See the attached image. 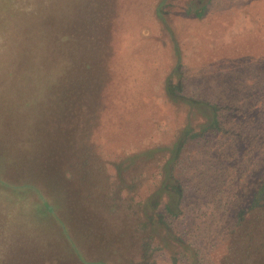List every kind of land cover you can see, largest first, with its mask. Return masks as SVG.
Here are the masks:
<instances>
[{
    "label": "trees",
    "instance_id": "16d2710c",
    "mask_svg": "<svg viewBox=\"0 0 264 264\" xmlns=\"http://www.w3.org/2000/svg\"><path fill=\"white\" fill-rule=\"evenodd\" d=\"M117 2L0 0V179L36 186L65 223L81 256L93 261L89 264H134L115 251L121 247L112 239L103 240L102 249L97 246L94 260L87 257L94 241L90 220L107 201L122 206L113 201L118 199L114 194L122 191L120 182L109 183L101 193L93 174L104 170L103 165H96L101 146L91 139L102 115L96 113L102 111L96 110V98L101 104L98 108L105 104L99 68L112 48L108 45V53L103 54L102 34L112 24L110 10ZM203 3L205 0H199L197 6ZM244 8L255 29L244 32L246 66L239 73L253 74L244 77V97L231 103L219 98L193 100L177 98L168 90L171 101L185 103L203 121L198 133H188L191 128L185 123L172 145L154 146L150 151L152 155L164 152L162 170L170 181L177 179L173 172L180 174L192 165L200 176L196 177L200 188L192 187L193 192L211 203L210 219L222 216L221 227L224 216V223L232 219L233 235L219 237L224 243L216 264H264V85L259 87L264 71V0H246ZM174 52L172 74L180 67L176 44ZM110 82H104L105 91ZM246 83L250 85L247 89ZM237 89L225 98L240 94ZM236 118L238 121L233 120ZM210 135L234 149L240 143V155L229 157L211 142ZM201 151L208 158L194 163L193 154ZM232 158L242 165L226 164ZM163 190L161 185L154 191ZM178 190L168 191L166 204L172 212L179 205ZM151 201L148 199L147 207L144 204L140 215L132 216L133 233L140 244H158L177 258L170 242L182 250L187 245L162 224ZM88 209L89 223L85 221ZM7 233L10 235L4 236ZM114 252L118 255L109 257ZM187 253L192 264L199 263L197 250ZM148 262L152 260L141 259L136 264ZM0 264L84 263L35 190L0 184Z\"/></svg>",
    "mask_w": 264,
    "mask_h": 264
},
{
    "label": "rangeland",
    "instance_id": "374dc122",
    "mask_svg": "<svg viewBox=\"0 0 264 264\" xmlns=\"http://www.w3.org/2000/svg\"><path fill=\"white\" fill-rule=\"evenodd\" d=\"M160 1L118 0L110 10L112 24L108 32L105 33L106 28L102 34L103 54L106 56L108 53V45L112 48L111 55L103 58L102 54L99 78L102 82L103 79L104 82L111 79V82L107 91L103 82L100 93L105 104L102 108H98L101 105L99 99L95 100L96 110L102 109L96 113L102 115L91 139L101 146L102 154L97 152L99 161L96 165H103L104 170L93 174L97 176L101 189L109 183H121L122 191L114 194L118 199L113 201L122 206L118 207L111 201L105 202L103 208L90 220L91 225L90 210H87L88 220L85 221L89 223V230L94 235L87 257L94 260L98 256L97 246L102 249L103 240L112 239L121 247L115 251H121L120 255L134 264L141 259L152 260L145 264H192L188 258L190 252L187 253L192 248L197 250L199 260L195 264H216L224 243L220 241L223 238L219 237L228 238L233 235L230 233L233 228L232 219L228 218L224 223V216L222 227V216L210 219L211 203L202 199L201 195L196 197L193 192L192 187L200 188L196 184L199 181L196 177L200 176L191 168L192 165L181 169L180 174L173 172L177 179L170 181L165 178L166 172L162 170L165 164L164 152L152 155L150 151L154 146L167 148L172 145L185 123L191 128L188 133H198L203 121V116L190 112L185 103L171 101L166 94L168 90L177 98L185 96L193 100L200 98L216 101L219 98L231 103L244 97V77L253 75L239 73L246 66L244 32L255 29L252 19L248 18L247 9L244 8L246 0H205L200 6H197L199 0H164L159 4ZM9 13H13V10L9 9ZM174 44L180 51L181 59L178 72L172 74L176 62ZM23 78L27 80V75ZM261 78L259 87L263 89V70ZM249 86L246 83V89ZM236 88L240 94L226 99L232 96V91ZM222 110L225 112L226 108L223 107ZM234 115L235 113L231 116ZM94 116L95 113L92 117ZM233 120L238 121L237 118ZM211 142L220 150L223 149L222 152L229 157L232 153L233 156L240 155L242 150L240 143L234 149L233 145L222 139L212 138ZM219 156L221 157V153ZM193 158L195 163L196 160L208 157L206 152L201 151L194 153ZM225 162L237 167L242 165L234 158ZM183 174L185 179L182 178ZM0 180L3 182L0 184L4 186L15 185ZM161 185L164 190L155 192ZM27 186L35 190L41 200L40 195L43 194L34 185L9 188L21 189ZM175 188L179 189L180 198L179 205L172 212L166 202L168 191ZM103 191L104 189L101 193ZM43 198L52 207L44 196ZM146 199L152 200L150 206L160 214L162 224L167 225L182 243H186L188 249L182 250L170 242L177 258L173 259L158 244H140L139 236L133 233L132 216L135 213L140 215L142 209H145L144 204L147 207ZM41 202L44 204L42 200ZM52 209L53 213L47 208L62 229V224L64 225L65 236L82 263L93 262L81 256L65 223L56 210ZM9 235L7 233L4 236ZM113 255L118 254L114 252L109 257Z\"/></svg>",
    "mask_w": 264,
    "mask_h": 264
},
{
    "label": "water",
    "instance_id": "95a60500",
    "mask_svg": "<svg viewBox=\"0 0 264 264\" xmlns=\"http://www.w3.org/2000/svg\"><path fill=\"white\" fill-rule=\"evenodd\" d=\"M0 182H2L1 180H0ZM3 183V182H2ZM9 187H16V188H20V187H24V186H17V185H9V184H7ZM39 193V192H38ZM40 198H41V200L44 202V204L46 205V207L49 209V211H51L52 213H53V209H52V207L50 206V205H48V204H46L45 203V200H44V198H43V196L42 195H40ZM62 227H63V229H65V227H64V225L62 224Z\"/></svg>",
    "mask_w": 264,
    "mask_h": 264
}]
</instances>
